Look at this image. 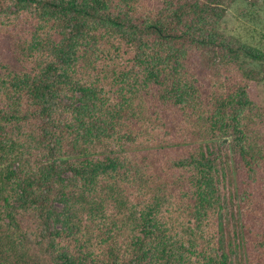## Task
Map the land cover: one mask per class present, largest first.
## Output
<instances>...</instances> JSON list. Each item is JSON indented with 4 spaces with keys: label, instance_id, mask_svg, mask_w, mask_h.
<instances>
[{
    "label": "trees",
    "instance_id": "16d2710c",
    "mask_svg": "<svg viewBox=\"0 0 264 264\" xmlns=\"http://www.w3.org/2000/svg\"><path fill=\"white\" fill-rule=\"evenodd\" d=\"M232 1L0 0V264H264V186L247 222L238 194L264 180L262 59L219 30ZM191 48L225 66L208 96Z\"/></svg>",
    "mask_w": 264,
    "mask_h": 264
},
{
    "label": "rangeland",
    "instance_id": "374dc122",
    "mask_svg": "<svg viewBox=\"0 0 264 264\" xmlns=\"http://www.w3.org/2000/svg\"><path fill=\"white\" fill-rule=\"evenodd\" d=\"M219 30L222 31L228 38L238 40L243 43L245 48L253 50L254 54H260L262 61L256 62V60L253 61L251 59H246V62L248 63V67L255 69L257 71V74H260L264 77V0H233L229 3V6L226 9V14L219 25ZM190 50H192V52L189 53L190 56L188 60L189 64H193L194 66H192L191 69H188L189 73L191 72L194 75H198L200 78H202L200 80V88L202 89L203 95H207V89L212 85L209 79V75L205 76L204 74H206V72H208L211 67L214 68V66L220 65V62H218V59L214 60L215 63L213 61H206L197 49L191 48ZM229 66L234 68V66L232 65ZM224 67V65H220L221 69H223ZM225 70H228V67ZM224 79L228 83L229 91L230 88L235 86V84H246V78L241 76L239 72L235 73V77L227 76L222 80ZM251 84L253 85L251 93L254 94L253 101L255 105L264 106V80H262L260 84L257 85L254 83ZM220 91L221 90L219 89L218 92ZM72 103H74V106L79 109L86 108L84 99L81 97L76 98V100H72ZM251 126L253 127L254 124H252ZM64 176L68 179L70 177L68 173H66ZM263 186L264 180L259 179L254 185L253 192L249 193L247 182L244 181L242 184L239 183L238 194L241 196V201L244 197L242 195L247 194L245 200V209L247 207L248 208L245 212H242L245 222H247L245 220V213L248 215V217L252 215L249 210L250 206L248 195L260 196ZM219 188L223 189H221L222 191L220 192V197L223 199L224 204H228L229 202H231V200L229 199V194H232V189L229 184H226L225 181L223 186L222 184L219 185ZM56 209L59 216L65 214V209L62 205H57ZM245 209L243 208V210ZM61 219H63V217H61Z\"/></svg>",
    "mask_w": 264,
    "mask_h": 264
}]
</instances>
